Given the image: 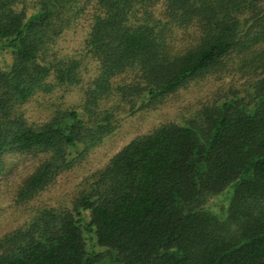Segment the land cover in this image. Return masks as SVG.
Masks as SVG:
<instances>
[{
  "label": "trees",
  "instance_id": "16d2710c",
  "mask_svg": "<svg viewBox=\"0 0 264 264\" xmlns=\"http://www.w3.org/2000/svg\"><path fill=\"white\" fill-rule=\"evenodd\" d=\"M0 51V175L31 160L17 205L124 118L220 81L122 143L68 204L34 207L0 236V264H264V0H0ZM74 86L78 105L26 117L34 95Z\"/></svg>",
  "mask_w": 264,
  "mask_h": 264
},
{
  "label": "rangeland",
  "instance_id": "374dc122",
  "mask_svg": "<svg viewBox=\"0 0 264 264\" xmlns=\"http://www.w3.org/2000/svg\"><path fill=\"white\" fill-rule=\"evenodd\" d=\"M64 37L67 39V37L76 36L70 31L66 32ZM10 61V54L0 51V62L9 63ZM95 73V65L92 62H87V66L83 68L82 72L83 85L86 86ZM215 77H217V73L211 74L208 79L199 80L185 90L182 89L175 98H171L172 102L167 106L163 105L153 112L124 118L121 129L107 137L102 145L88 152L86 159L74 170L61 174L49 189L41 192L39 197H36L31 203L17 205L13 201L12 191V186L14 187L20 175L25 173L26 168L24 169V167L28 166L29 169L31 160L30 158H9V160H18L16 163L18 167L13 172L10 171L9 174L0 175V236L24 219H28L34 212V207L41 205L43 201L53 205L68 204L82 187L85 175L101 166L122 143L132 136L146 131L155 123L164 121L166 118L180 119L200 98L205 99L208 96L212 98V93L220 87V81ZM78 86L71 87L68 91L54 89L51 93L34 95L23 105L26 117L32 121H40L47 118L58 104L68 107L78 105L84 96V87Z\"/></svg>",
  "mask_w": 264,
  "mask_h": 264
}]
</instances>
